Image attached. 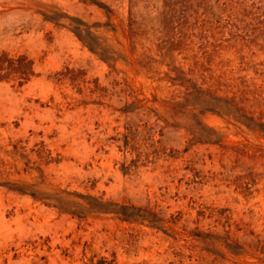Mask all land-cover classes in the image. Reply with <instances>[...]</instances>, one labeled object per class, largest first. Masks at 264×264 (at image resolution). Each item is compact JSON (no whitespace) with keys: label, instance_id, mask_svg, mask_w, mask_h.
<instances>
[{"label":"rangeland","instance_id":"374dc122","mask_svg":"<svg viewBox=\"0 0 264 264\" xmlns=\"http://www.w3.org/2000/svg\"><path fill=\"white\" fill-rule=\"evenodd\" d=\"M0 264H264V0H0Z\"/></svg>","mask_w":264,"mask_h":264}]
</instances>
